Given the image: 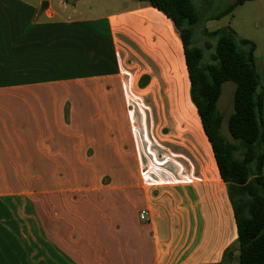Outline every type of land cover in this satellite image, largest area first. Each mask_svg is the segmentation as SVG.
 Masks as SVG:
<instances>
[{
  "label": "crops",
  "instance_id": "obj_1",
  "mask_svg": "<svg viewBox=\"0 0 264 264\" xmlns=\"http://www.w3.org/2000/svg\"><path fill=\"white\" fill-rule=\"evenodd\" d=\"M47 1L0 0V264H225L237 223L173 21Z\"/></svg>",
  "mask_w": 264,
  "mask_h": 264
},
{
  "label": "trees",
  "instance_id": "obj_2",
  "mask_svg": "<svg viewBox=\"0 0 264 264\" xmlns=\"http://www.w3.org/2000/svg\"><path fill=\"white\" fill-rule=\"evenodd\" d=\"M165 13L180 34L185 51L191 99L213 147L237 223L238 264H264V85L255 63L256 43L239 37L231 26L202 33L214 37V53L192 42L199 14L192 0H138ZM249 0H234L214 18ZM235 83L234 112L228 120L233 141L221 133L218 100L225 82ZM225 251V264L234 258ZM218 264H223L218 263Z\"/></svg>",
  "mask_w": 264,
  "mask_h": 264
},
{
  "label": "rangeland",
  "instance_id": "obj_3",
  "mask_svg": "<svg viewBox=\"0 0 264 264\" xmlns=\"http://www.w3.org/2000/svg\"><path fill=\"white\" fill-rule=\"evenodd\" d=\"M59 1L52 0L53 6L57 7ZM233 1L192 0L199 14V23L193 30L192 42L204 49L206 60L214 53L216 40L214 37L202 33L205 27L208 31H213L221 27L231 26L239 37L254 41L258 45V52L264 51V0L246 1L237 6L231 13L220 18H214ZM79 2V8L89 15L107 12L116 6L113 2L106 3L105 0H86L84 3L79 0ZM234 92L235 83L232 81L225 82L218 100V111L223 118L220 130L222 135L230 141H233V138L228 130V120L234 112Z\"/></svg>",
  "mask_w": 264,
  "mask_h": 264
},
{
  "label": "built area",
  "instance_id": "obj_4",
  "mask_svg": "<svg viewBox=\"0 0 264 264\" xmlns=\"http://www.w3.org/2000/svg\"><path fill=\"white\" fill-rule=\"evenodd\" d=\"M148 215V212L147 211H142L141 214H140V217L141 219H145Z\"/></svg>",
  "mask_w": 264,
  "mask_h": 264
},
{
  "label": "water",
  "instance_id": "obj_5",
  "mask_svg": "<svg viewBox=\"0 0 264 264\" xmlns=\"http://www.w3.org/2000/svg\"><path fill=\"white\" fill-rule=\"evenodd\" d=\"M47 6H48V2H47V1H44V2H43V6H42L43 9H45Z\"/></svg>",
  "mask_w": 264,
  "mask_h": 264
}]
</instances>
